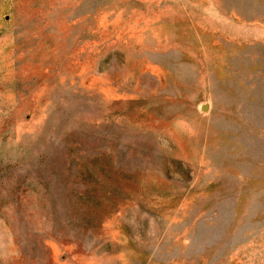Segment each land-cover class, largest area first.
Here are the masks:
<instances>
[{
	"label": "rangeland",
	"instance_id": "obj_1",
	"mask_svg": "<svg viewBox=\"0 0 264 264\" xmlns=\"http://www.w3.org/2000/svg\"><path fill=\"white\" fill-rule=\"evenodd\" d=\"M0 264H264V0H0Z\"/></svg>",
	"mask_w": 264,
	"mask_h": 264
}]
</instances>
